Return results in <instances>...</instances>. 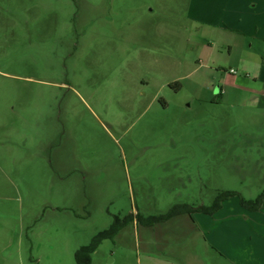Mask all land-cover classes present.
I'll return each instance as SVG.
<instances>
[{"label": "rangeland", "instance_id": "rangeland-1", "mask_svg": "<svg viewBox=\"0 0 264 264\" xmlns=\"http://www.w3.org/2000/svg\"><path fill=\"white\" fill-rule=\"evenodd\" d=\"M226 190L264 192V0H0V264L130 214L91 264H264V202L149 224Z\"/></svg>", "mask_w": 264, "mask_h": 264}, {"label": "trees", "instance_id": "trees-1", "mask_svg": "<svg viewBox=\"0 0 264 264\" xmlns=\"http://www.w3.org/2000/svg\"><path fill=\"white\" fill-rule=\"evenodd\" d=\"M240 195L241 203L251 209V210H260L263 206L264 202V192H262L258 197L255 199H246L243 197L238 191L234 190H226L220 192L213 202L212 205H199L194 206L185 203H178L173 205L166 213L160 215H154L149 218V224H153L159 221L168 220L171 217L182 213H189L191 214L194 211H202L208 214H214L218 210L222 208V202L227 200L231 196ZM141 217L140 213H137V218ZM134 220V217L130 214L125 218H121L120 216H116L113 224L106 230L98 232L91 240V242L87 245L81 246L76 251V261L78 264H91L92 262V254L96 251L98 246L104 239L113 238L127 223Z\"/></svg>", "mask_w": 264, "mask_h": 264}, {"label": "crops", "instance_id": "crops-1", "mask_svg": "<svg viewBox=\"0 0 264 264\" xmlns=\"http://www.w3.org/2000/svg\"><path fill=\"white\" fill-rule=\"evenodd\" d=\"M208 215V214H206ZM179 216V215H178ZM177 218V217H175ZM173 218V219H175ZM172 219V220H173ZM177 220V219H175ZM180 220V219H179ZM207 219H205V217L199 218V220L197 218H193L192 216L189 215V217H184L181 221L182 224H184L185 228L188 227V233H184L187 234L188 236H190V239H194V240H203V246L206 247L207 252L210 250L211 245L210 242L208 241V230L207 228L204 227V223ZM171 220H167L165 222H163V224H168Z\"/></svg>", "mask_w": 264, "mask_h": 264}]
</instances>
